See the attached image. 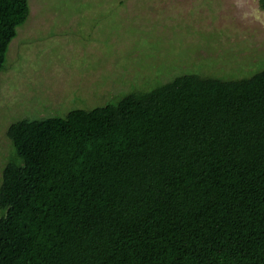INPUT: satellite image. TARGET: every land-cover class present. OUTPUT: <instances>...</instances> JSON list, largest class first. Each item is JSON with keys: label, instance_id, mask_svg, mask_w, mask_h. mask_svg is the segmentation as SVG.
Segmentation results:
<instances>
[{"label": "trees", "instance_id": "16d2710c", "mask_svg": "<svg viewBox=\"0 0 264 264\" xmlns=\"http://www.w3.org/2000/svg\"><path fill=\"white\" fill-rule=\"evenodd\" d=\"M28 1L0 0V73ZM5 137L0 264H264V67L183 73Z\"/></svg>", "mask_w": 264, "mask_h": 264}, {"label": "rangeland", "instance_id": "374dc122", "mask_svg": "<svg viewBox=\"0 0 264 264\" xmlns=\"http://www.w3.org/2000/svg\"><path fill=\"white\" fill-rule=\"evenodd\" d=\"M28 4L29 18L9 44L0 73L3 166L11 157L5 133L17 119L91 110L183 73L240 78L264 67L259 0Z\"/></svg>", "mask_w": 264, "mask_h": 264}]
</instances>
